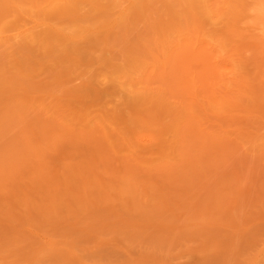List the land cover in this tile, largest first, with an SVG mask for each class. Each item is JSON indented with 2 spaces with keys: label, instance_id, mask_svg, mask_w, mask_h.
Listing matches in <instances>:
<instances>
[{
  "label": "rangeland",
  "instance_id": "obj_1",
  "mask_svg": "<svg viewBox=\"0 0 264 264\" xmlns=\"http://www.w3.org/2000/svg\"><path fill=\"white\" fill-rule=\"evenodd\" d=\"M0 264H264V0H0Z\"/></svg>",
  "mask_w": 264,
  "mask_h": 264
},
{
  "label": "bare ground",
  "instance_id": "obj_2",
  "mask_svg": "<svg viewBox=\"0 0 264 264\" xmlns=\"http://www.w3.org/2000/svg\"><path fill=\"white\" fill-rule=\"evenodd\" d=\"M87 1V0H86ZM190 1H192V2H196V3H202V0H190ZM88 4V3H87ZM209 5V4H208ZM71 6V5H70ZM65 8V7H64ZM206 8V7H205ZM261 8V7H260ZM200 9V8H199ZM67 10V9H66ZM261 11H263V10H261ZM207 13H209V12H207ZM211 13V12H210ZM45 37V36H44ZM51 38V37H50ZM177 58V57H176ZM190 67V66H189Z\"/></svg>",
  "mask_w": 264,
  "mask_h": 264
}]
</instances>
